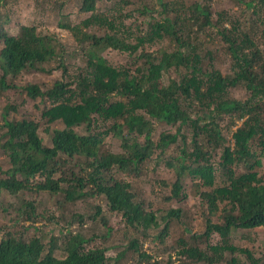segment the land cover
<instances>
[{
  "label": "trees",
  "instance_id": "obj_1",
  "mask_svg": "<svg viewBox=\"0 0 264 264\" xmlns=\"http://www.w3.org/2000/svg\"><path fill=\"white\" fill-rule=\"evenodd\" d=\"M77 1L79 12L91 17L77 26L65 23L59 28L72 33L80 44L85 70L44 92L35 85L22 89L32 101L47 104L41 115L46 124H60L62 129L52 130L47 148L38 136L37 123L8 121L5 110L0 152L8 166L0 165V194L22 202L20 210L29 221L34 218V202L25 200L26 195L53 198L62 194L60 207L103 197L113 213L123 215L128 227L144 229L145 238L160 223L133 190L130 178L140 177L145 163L174 147L178 155L167 162L175 175L168 200H184L183 183L190 178L204 209V231L190 232L178 241V264H239L233 257L236 253L250 264H264V257L255 258L230 243L237 230L264 234V52L255 41V23L242 24L228 14L218 15L213 22L209 6L197 2L185 6L155 0L149 8L139 0L134 5L139 14L157 9L159 19H152L143 33L138 27V35L123 36L114 11L98 14L101 0ZM132 1L123 2L128 6ZM233 1L243 4L256 21L262 19L264 0ZM92 28L104 36L86 32ZM209 30H215L225 46L231 60L229 76L212 67L213 54L204 49L201 40L213 38ZM166 40L171 48L151 52V47ZM0 42V94L17 90L14 82L22 74L44 72L43 66L62 57L55 38L38 34L34 27L21 26L17 36H9L0 21ZM109 50L134 57V70L112 68L102 57ZM59 68L66 73L62 62ZM170 73L176 78L166 84ZM238 88L246 93L243 101L231 96ZM158 126L175 128V133H162L155 141ZM225 134H230L231 141ZM108 137L121 142V153L102 151ZM99 215L107 229L99 236L101 245L94 244L98 236L85 238L70 232L61 244L55 237L43 244L39 237L25 240L7 227L0 238V264H105L111 260L120 264L132 258L135 264H143L149 260L137 238L108 258L111 248L106 243L113 229L99 207L90 218ZM180 218L181 209L169 208L156 240L164 243L169 221ZM212 235L218 236L217 244L207 243ZM203 241L205 248L200 247ZM57 251L64 252V257L57 258ZM226 254L230 257L225 258Z\"/></svg>",
  "mask_w": 264,
  "mask_h": 264
},
{
  "label": "rangeland",
  "instance_id": "obj_2",
  "mask_svg": "<svg viewBox=\"0 0 264 264\" xmlns=\"http://www.w3.org/2000/svg\"><path fill=\"white\" fill-rule=\"evenodd\" d=\"M123 1L127 0H101L98 7L99 12L107 13L114 11L113 18L116 20L118 32L121 35H138V27L141 33L145 32L148 24L152 19H159L158 12L149 9L145 15L139 14L136 9V3L139 0H130L132 5L126 6ZM167 2H182L185 6H190L194 3H202L209 6L211 20L215 22L218 15L228 14L233 20L240 21L242 24L250 25L255 23L253 32L255 41L261 51L264 52V11L262 19L256 21L250 13L246 12L243 4H238L233 0H166ZM249 1V0H241ZM155 0H144L145 4L152 7ZM39 3V4H38ZM41 3V7H40ZM0 21L3 30L9 36H17L19 27H34L38 34L55 38L58 44L59 51L62 57H57L50 64L43 66L44 72H29L22 74L16 79L14 85L17 90L0 94V136L5 132L2 129V116L8 111V121H33L37 123L38 136L44 147L50 148L51 132L54 129H62L60 124L48 125L42 119L41 115L45 111L47 104L40 99L32 101L29 99L22 89L27 85H35L42 92L52 88L55 82L67 81L68 78H73L78 75L79 70H85L84 56L80 52V44L75 40L70 32L63 31L59 25L70 23L73 26L79 25L84 20L91 17L90 14L85 15L79 12L80 2L77 0H6L0 4ZM62 5V6H61ZM114 7V8H113ZM93 33L98 37H103L104 32L98 28H92L86 31ZM207 32V31H206ZM208 34L212 35V39H202L204 49L213 54L212 67L219 71L222 76L231 75V60L225 52V46L216 36L215 30H209ZM202 37V36H201ZM127 39V36L125 37ZM132 40V39H131ZM135 44V42H133ZM151 47V52L159 50V48L169 49L171 45L168 40L157 45L156 48ZM2 42H0V50ZM102 57L108 62L112 68L134 70L135 58L129 54L116 51H106ZM66 69L63 74L60 63ZM169 78L175 79L176 74L170 73L165 77L164 81L169 84ZM233 99L243 101L247 98L245 91L242 88L234 89L231 92ZM9 107V110L6 108ZM14 109V110H11ZM154 139L158 140L162 133H175V128L158 126L155 128ZM81 131V130H80ZM228 141H231L230 134H225ZM231 143V142H230ZM102 151L111 153H121V142L114 137H108L105 140ZM178 155L174 147H170L166 153L155 156L152 160L144 164L143 172L140 177H131L132 188L139 198L146 202V207L149 211H153L156 216L159 228H152L148 231L145 238L142 237V228L133 229L128 227L124 217L120 213H113L107 205L103 197H88L85 200L77 201L73 204L60 205L57 202L63 203V195L59 194L53 198L48 195H26L25 200L34 202V211L30 221L24 215L22 202L16 197L0 194V238L6 233V228L9 227L11 232L16 236H23L25 240L32 237H39L43 244H47L51 237L58 239V243L64 242L65 238L71 234H81L85 238L98 236L94 240V244H103L100 235H104L106 227L103 226L101 215L95 219L90 217L96 211V207L100 208L102 216L108 223V226L113 229L112 236L106 246H110V250L106 253L108 258H114L116 253L126 247L130 240L139 239L144 252L151 257L143 264H178L179 258L177 255L178 241L180 238H188L189 233H202L204 231L203 206L199 198L195 194V188L190 178H185L183 187L187 195L180 202L168 200L170 185L174 182L175 175L172 169L167 165L169 160ZM214 158L217 160L218 155ZM0 165L5 169L8 166L6 157L0 152ZM70 168V165H68ZM70 169L65 170L69 173ZM75 170L74 172H76ZM119 177H122L119 175ZM166 183L167 185H165ZM169 208L181 209L180 220L169 221V235L165 238V242L161 243L156 240V235L160 232L166 223V212ZM80 216L81 218L77 217ZM190 242V241H189ZM219 238L217 235H212L209 244H217ZM192 244V242H190ZM230 243L241 250H248L255 258L264 257V234L260 231L253 230H237L232 233ZM206 243L203 241L200 247L205 248ZM65 255L62 251L55 252L57 258H63ZM238 258L239 264H250V262L241 253H236L233 257ZM138 258V255H136ZM230 255L226 254L225 258ZM134 258L124 259L120 264H135ZM105 264H115L113 260L107 261ZM219 264H225L221 262Z\"/></svg>",
  "mask_w": 264,
  "mask_h": 264
}]
</instances>
